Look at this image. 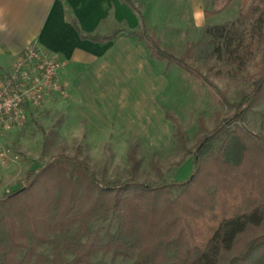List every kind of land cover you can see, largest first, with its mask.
Here are the masks:
<instances>
[{"label": "trees", "instance_id": "obj_1", "mask_svg": "<svg viewBox=\"0 0 264 264\" xmlns=\"http://www.w3.org/2000/svg\"><path fill=\"white\" fill-rule=\"evenodd\" d=\"M120 1L139 15L140 30L82 39L105 43L127 33L144 41L152 58L213 86L191 66L189 51L177 56L162 48L135 3ZM223 1L219 12L233 2ZM241 1L236 19L206 27L201 43L211 58L238 72L253 49L264 45V0ZM247 78L251 88L238 101L222 97L227 112L213 131L200 124L204 136L195 152L177 131L193 158L184 182L106 183L86 163L64 154L29 172L20 189L0 199V264H95L99 255L132 264H264V114L260 134L231 131L264 102V52L258 72ZM136 154L133 148L134 172L140 167ZM111 215L118 219L115 233L92 230Z\"/></svg>", "mask_w": 264, "mask_h": 264}, {"label": "rangeland", "instance_id": "obj_2", "mask_svg": "<svg viewBox=\"0 0 264 264\" xmlns=\"http://www.w3.org/2000/svg\"><path fill=\"white\" fill-rule=\"evenodd\" d=\"M133 1L143 11L148 28L161 47L177 56L189 51L191 66L200 70L213 86L191 77L176 65L169 66L151 58L145 42L123 38L114 47L104 48L103 63L96 67L94 83L101 93L116 89L117 93L130 98L114 95L115 103L123 107L124 112L117 117H137L131 108L127 109L134 103L138 104L140 118L133 126L107 113L98 121L91 118V114L98 111L96 106H91V102L88 106L81 104V100L73 96L72 80L78 69L70 68L68 61L48 51L60 64L59 89L48 91L41 105L27 110L23 124L2 137L0 199L20 189L29 172L61 154L86 163L90 172L106 183L129 179L149 186L184 182L193 170V158L182 147L177 131L184 133L187 149L195 152L204 136L200 124L211 132L226 115L222 97L234 103L251 88L247 77L258 72L264 45L253 49L246 69L239 72L236 66L211 58L201 45L206 27L236 19L241 0H233L222 12L219 11L225 5L223 0ZM210 12L219 13L209 18L206 14ZM131 16V25H136L138 17ZM115 29L130 28L125 19L114 23L106 18L99 32L110 34ZM12 68L13 65L0 67L2 77L9 75ZM263 114L264 102L231 131L241 127L251 134H260ZM133 148L140 162L137 172L133 171L130 158ZM117 227L118 219L111 215L95 222L92 230L105 236L115 233ZM43 252L51 253V248L45 247ZM93 263L132 264L131 261L114 260L110 255H99Z\"/></svg>", "mask_w": 264, "mask_h": 264}, {"label": "crops", "instance_id": "obj_3", "mask_svg": "<svg viewBox=\"0 0 264 264\" xmlns=\"http://www.w3.org/2000/svg\"><path fill=\"white\" fill-rule=\"evenodd\" d=\"M130 12L138 17L136 25H131ZM141 12L143 13L142 10ZM143 16L147 24L144 13ZM106 18L114 23L125 19L130 29H115L110 34L101 33L99 27ZM140 27L139 15L120 0H0V67L14 65L29 46L37 44L68 61L70 68L78 69L72 80L73 96L81 100V104L88 106L91 102V106H96L98 111L95 110L91 118H97L99 121L106 113L116 118L117 114L121 115L124 112L123 107L115 103L114 95L129 97L117 93L116 89L99 92L94 83L97 77L96 67L103 63L104 48L114 47L123 38L144 41L124 32L105 43L82 39L81 35L106 37L116 30L135 32L139 31ZM89 49L94 52L90 53ZM150 57L152 58L151 53ZM149 96L153 98L152 93ZM137 105L131 103L127 107L131 108L137 117L131 119L126 115L118 116V120L129 126L136 125L140 118Z\"/></svg>", "mask_w": 264, "mask_h": 264}, {"label": "built area", "instance_id": "obj_4", "mask_svg": "<svg viewBox=\"0 0 264 264\" xmlns=\"http://www.w3.org/2000/svg\"><path fill=\"white\" fill-rule=\"evenodd\" d=\"M59 70L60 64L48 51L32 44L9 75L3 78L0 73V150L2 137L23 124L27 110L41 105L48 91L59 89Z\"/></svg>", "mask_w": 264, "mask_h": 264}]
</instances>
